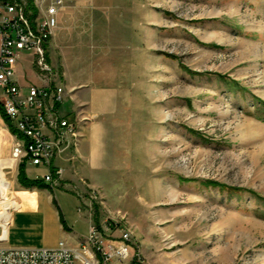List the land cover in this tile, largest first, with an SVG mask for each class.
Segmentation results:
<instances>
[{
  "label": "rangeland",
  "instance_id": "374dc122",
  "mask_svg": "<svg viewBox=\"0 0 264 264\" xmlns=\"http://www.w3.org/2000/svg\"><path fill=\"white\" fill-rule=\"evenodd\" d=\"M129 5L128 42L99 74L118 86L108 163L74 193L98 192V217L133 231L143 264H264V0ZM78 45L50 46L49 62L89 116Z\"/></svg>",
  "mask_w": 264,
  "mask_h": 264
},
{
  "label": "built area",
  "instance_id": "2783aa9c",
  "mask_svg": "<svg viewBox=\"0 0 264 264\" xmlns=\"http://www.w3.org/2000/svg\"><path fill=\"white\" fill-rule=\"evenodd\" d=\"M63 4L64 0H34L32 4L0 0V104L10 120L6 128L0 126V264H143L133 231L98 217L96 190L79 195V212L87 211L90 219L88 235L80 246L66 241L53 248L6 246L12 216L5 199L17 181L20 165L47 167L44 182L58 186L64 169L54 161L64 153L78 152L83 126L91 119L72 109L62 112L70 91L58 81L49 62ZM7 133L10 151L2 156Z\"/></svg>",
  "mask_w": 264,
  "mask_h": 264
},
{
  "label": "crops",
  "instance_id": "0c3cea01",
  "mask_svg": "<svg viewBox=\"0 0 264 264\" xmlns=\"http://www.w3.org/2000/svg\"><path fill=\"white\" fill-rule=\"evenodd\" d=\"M28 1L32 4L34 0ZM130 2L64 0L51 47L52 51L58 49L61 55L67 57L70 46L75 47L80 41L77 50L82 57V72L90 75L82 77L81 88L86 90L76 96L78 102L87 105L91 119L83 126V139L78 152L64 153L54 161L55 166L64 169L59 188H34V192H16L13 202L5 199L10 208L17 206V211L11 214L6 246L53 248L60 241H66L70 246L78 247L88 235L90 219L87 211L79 212L80 201L74 193V186L79 184L81 174L92 175L108 163L112 122L117 114L118 86L110 78L99 74L113 72L116 66L113 58L121 55L122 36L128 38L131 30ZM126 38L123 39L128 42ZM71 41L75 43L71 44ZM64 67H68L65 61ZM72 100L76 101L74 98ZM72 100L69 99L62 106L64 114L71 111ZM0 126L7 127L1 112ZM6 135L10 137L8 133ZM2 156L8 154L2 151ZM76 169L77 173L74 171ZM26 173L31 179L43 180L49 169L26 164Z\"/></svg>",
  "mask_w": 264,
  "mask_h": 264
},
{
  "label": "trees",
  "instance_id": "16d2710c",
  "mask_svg": "<svg viewBox=\"0 0 264 264\" xmlns=\"http://www.w3.org/2000/svg\"><path fill=\"white\" fill-rule=\"evenodd\" d=\"M0 112H1V115H2L3 119L5 120V122L8 125H10V120L6 116L5 112L3 111V107L1 106V104H0ZM13 132H15L14 129H13ZM18 181L23 187L28 188V189L33 188V187L40 188V189L47 187L44 180H42V179H31L27 176L25 163L20 165L19 174H18Z\"/></svg>",
  "mask_w": 264,
  "mask_h": 264
},
{
  "label": "bare ground",
  "instance_id": "6f19581e",
  "mask_svg": "<svg viewBox=\"0 0 264 264\" xmlns=\"http://www.w3.org/2000/svg\"><path fill=\"white\" fill-rule=\"evenodd\" d=\"M12 202H13V199H12ZM6 204H7V202H6ZM11 214H12V213L10 212V213H9L10 217H11Z\"/></svg>",
  "mask_w": 264,
  "mask_h": 264
}]
</instances>
